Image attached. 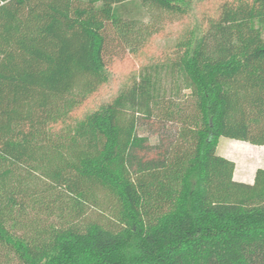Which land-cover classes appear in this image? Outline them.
Returning <instances> with one entry per match:
<instances>
[{"label": "trees", "instance_id": "trees-1", "mask_svg": "<svg viewBox=\"0 0 264 264\" xmlns=\"http://www.w3.org/2000/svg\"><path fill=\"white\" fill-rule=\"evenodd\" d=\"M198 1L0 0V264H264V169L237 181L217 153L220 137L264 145V0L223 4L181 43L189 100L166 99L145 67L70 121L112 56L155 32L146 11ZM139 114L175 124L173 140L139 136ZM95 186L119 229L77 223Z\"/></svg>", "mask_w": 264, "mask_h": 264}, {"label": "rangeland", "instance_id": "rangeland-1", "mask_svg": "<svg viewBox=\"0 0 264 264\" xmlns=\"http://www.w3.org/2000/svg\"><path fill=\"white\" fill-rule=\"evenodd\" d=\"M238 1L240 0H199L193 11L184 14L159 10L146 11L144 21L149 22L155 32L135 53L118 49L119 53L112 56L108 66L111 80L101 85L78 106L71 113L70 121L79 119L85 113L94 110L101 101L109 99L119 87L128 86L134 78H138L145 67L157 68L158 84L162 88L161 94L166 99L171 97L177 102L189 100V90L184 87L179 73L172 67V63L177 59L179 46L191 35L198 24L205 29L211 20L217 19L223 4L234 5ZM138 117L140 119L137 134L148 137L151 144H156L160 139L164 144L173 140L177 130L175 124L161 126L156 123L153 126L149 124L141 126L148 122L141 114ZM217 153L234 162V172L236 171L237 178L242 180L241 182L252 183L256 170L264 169V145L220 137ZM90 194L85 208H81L82 216L77 220L79 226L97 222L113 230L119 229L122 223L118 218L119 206L116 198L100 186L92 188ZM40 211L37 215L38 221L42 220V224H63L64 218L61 219L59 214L56 218V215L48 216L44 208Z\"/></svg>", "mask_w": 264, "mask_h": 264}, {"label": "crops", "instance_id": "crops-1", "mask_svg": "<svg viewBox=\"0 0 264 264\" xmlns=\"http://www.w3.org/2000/svg\"><path fill=\"white\" fill-rule=\"evenodd\" d=\"M233 177H234V179L237 180V181H242V180H240L239 178H237V173H236V171L233 173ZM244 181H245V180H244Z\"/></svg>", "mask_w": 264, "mask_h": 264}]
</instances>
